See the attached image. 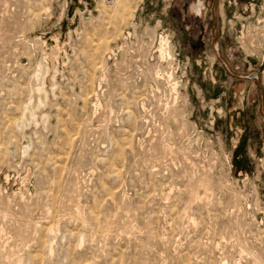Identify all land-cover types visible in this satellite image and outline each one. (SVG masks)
I'll return each instance as SVG.
<instances>
[{
	"label": "rangeland",
	"instance_id": "1",
	"mask_svg": "<svg viewBox=\"0 0 264 264\" xmlns=\"http://www.w3.org/2000/svg\"><path fill=\"white\" fill-rule=\"evenodd\" d=\"M196 1L0 0V264H264V0Z\"/></svg>",
	"mask_w": 264,
	"mask_h": 264
},
{
	"label": "crops",
	"instance_id": "2",
	"mask_svg": "<svg viewBox=\"0 0 264 264\" xmlns=\"http://www.w3.org/2000/svg\"><path fill=\"white\" fill-rule=\"evenodd\" d=\"M203 4H204V7H206L205 6V3H204V1H203ZM194 5V4H193ZM192 9H193V6H192ZM203 15V14H202ZM198 17L199 16H201V15H197ZM216 51H217V57L218 58H221L222 57V54H221V49H220V45H218L217 44V46H216ZM222 59V58H221ZM224 63H225V61H224ZM221 67H223L224 65L222 64V63H220L219 64ZM225 65H226V70H229L230 72H231V69H230V67H229V65L228 64H226L225 63ZM206 70H208V68L206 69ZM219 73H218V77H222L223 75H222V72L223 71H221L220 70V68H219ZM253 73H256V74H258V76H259V78L258 79H248L247 78V76L246 77H244V78H242V77H240V78H242L243 80H245V84H243L242 86H241V88L242 87H245V86H247V85H249V84H251V82L250 81H252V80H257L258 81V83L260 82V81H262V78H261V74L259 73V72H253ZM253 73H251V74H253ZM221 76H220V75ZM250 74V75H251ZM249 75V76H250ZM245 76V75H244ZM250 80V81H248V80ZM210 80V79H209ZM215 81H216V83H217V80L215 79ZM206 82L207 81H205V82H202L200 85H201V91H202V93H203V95H205V97L206 98H208V99H212V100H216V98H218L219 96H220V98H222L224 95L221 93V91L220 90H218V89H220L219 87L218 88H216L215 86H212L211 84H210V82H209V84H206ZM212 82V81H211ZM219 83H221V80H219L218 81ZM232 84H233V82H232ZM251 86H252V84H251ZM255 87H256V89H257V86L255 85Z\"/></svg>",
	"mask_w": 264,
	"mask_h": 264
},
{
	"label": "bare ground",
	"instance_id": "3",
	"mask_svg": "<svg viewBox=\"0 0 264 264\" xmlns=\"http://www.w3.org/2000/svg\"><path fill=\"white\" fill-rule=\"evenodd\" d=\"M117 1V0H116ZM115 3V0L113 1V3H111L110 5H113ZM199 5V4H198ZM201 8H202V5H199L198 6V12H200V10H201ZM166 37V36H165ZM162 41H161V46H160V50H161V52H162V54L164 55V54H168L169 53V51H170V46H171V42H170V40H169V38L167 37V38H164L163 37V39H161ZM161 54V55H162ZM171 78V77H170Z\"/></svg>",
	"mask_w": 264,
	"mask_h": 264
},
{
	"label": "flooded vegetation",
	"instance_id": "4",
	"mask_svg": "<svg viewBox=\"0 0 264 264\" xmlns=\"http://www.w3.org/2000/svg\"><path fill=\"white\" fill-rule=\"evenodd\" d=\"M198 4L199 5H202V8H201L200 12H198V9H197L198 6H199ZM204 10H205V7H204V4H203V0H198V1H196L194 3V5H193V11H194V13H196V15H202Z\"/></svg>",
	"mask_w": 264,
	"mask_h": 264
},
{
	"label": "water",
	"instance_id": "5",
	"mask_svg": "<svg viewBox=\"0 0 264 264\" xmlns=\"http://www.w3.org/2000/svg\"><path fill=\"white\" fill-rule=\"evenodd\" d=\"M114 0H107L108 3H113ZM248 79H258L259 76L256 73L251 74L250 76H247Z\"/></svg>",
	"mask_w": 264,
	"mask_h": 264
},
{
	"label": "built area",
	"instance_id": "6",
	"mask_svg": "<svg viewBox=\"0 0 264 264\" xmlns=\"http://www.w3.org/2000/svg\"><path fill=\"white\" fill-rule=\"evenodd\" d=\"M250 74H248V76H249Z\"/></svg>",
	"mask_w": 264,
	"mask_h": 264
}]
</instances>
